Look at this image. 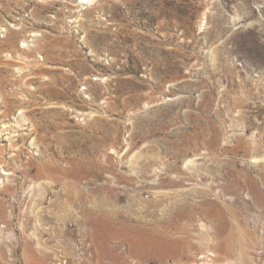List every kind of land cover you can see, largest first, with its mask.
<instances>
[{"label":"rangeland","instance_id":"1","mask_svg":"<svg viewBox=\"0 0 264 264\" xmlns=\"http://www.w3.org/2000/svg\"><path fill=\"white\" fill-rule=\"evenodd\" d=\"M0 264H264V0H0Z\"/></svg>","mask_w":264,"mask_h":264},{"label":"bare ground","instance_id":"2","mask_svg":"<svg viewBox=\"0 0 264 264\" xmlns=\"http://www.w3.org/2000/svg\"><path fill=\"white\" fill-rule=\"evenodd\" d=\"M80 3L81 4H84V5H87V4H90V3H92V0H80ZM2 30L4 31H7V29H3L2 28ZM31 36H33V37H36V36H38V34L37 33H33Z\"/></svg>","mask_w":264,"mask_h":264}]
</instances>
